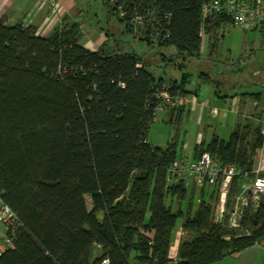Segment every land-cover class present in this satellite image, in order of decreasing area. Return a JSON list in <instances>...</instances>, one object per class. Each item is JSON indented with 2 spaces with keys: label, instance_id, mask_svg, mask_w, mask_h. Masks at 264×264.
Masks as SVG:
<instances>
[{
  "label": "trees",
  "instance_id": "obj_1",
  "mask_svg": "<svg viewBox=\"0 0 264 264\" xmlns=\"http://www.w3.org/2000/svg\"><path fill=\"white\" fill-rule=\"evenodd\" d=\"M101 1L134 37L173 45L182 57H199L201 34L231 22L204 17L209 0ZM81 39L79 23L65 16L42 36L0 15V198L20 222L0 264H167L178 227L176 264L215 263L262 240L264 200L254 217L253 203L244 206L237 229L228 215L216 222L219 183L169 180L181 154L146 141L156 93L186 96L181 83L155 79L134 51H93ZM262 124L240 121L227 139L194 146L192 158L207 151L250 173L264 150ZM242 180L229 178L227 210Z\"/></svg>",
  "mask_w": 264,
  "mask_h": 264
},
{
  "label": "crops",
  "instance_id": "obj_2",
  "mask_svg": "<svg viewBox=\"0 0 264 264\" xmlns=\"http://www.w3.org/2000/svg\"><path fill=\"white\" fill-rule=\"evenodd\" d=\"M59 2L62 8L61 13L58 16L49 17V9L45 0H0V15L5 17L8 24L19 21L24 24H32L37 27L39 35L45 36L59 23L62 16L79 23L75 16L80 17V14L78 15L79 9L81 6L83 8V5H78L75 0H59ZM79 25L82 32L81 43L84 47L93 51L102 48L105 51L115 53V47L106 45L108 36L104 32H92L93 28L84 31L83 23H79ZM229 25L232 26L231 22L221 24L210 35L202 33L200 54L205 53V56H209L210 53H215L217 44L211 41H215L219 33L224 28L230 27ZM251 29L256 31V35L252 36L249 44L242 47L240 51L232 49L234 55L232 57L229 55L230 58L225 59L226 62L224 61L223 66L205 70L206 73L199 71L197 83L194 86L186 84L182 79H173L179 81L183 89L188 92L186 97L191 100L188 101L190 103L188 104V111L196 112V120L200 124L201 130L204 129L202 126L204 119H206L205 124L209 126L207 119L210 120L213 116L217 122L219 114L220 122L218 124L222 127L232 116L236 120L234 125L246 119L254 123L262 124L264 122V22ZM249 30L245 29V31ZM256 40L257 42H255ZM242 52L247 53L242 55ZM227 53L229 50L226 51ZM241 59L244 63L239 65ZM212 60L218 62V65L222 62L218 55L213 56ZM238 66L239 68H237ZM185 105L179 111H184ZM175 111L168 108L159 112H165L168 120L171 121ZM213 136L222 138L216 133H208L207 138H204V133L198 131L194 146L200 142L209 141ZM259 160L260 164L264 166V155L254 160V166ZM180 231L181 228L178 227L172 237L167 264H176L178 260V247L183 239ZM210 264H264V238L250 247L229 254Z\"/></svg>",
  "mask_w": 264,
  "mask_h": 264
},
{
  "label": "rangeland",
  "instance_id": "obj_3",
  "mask_svg": "<svg viewBox=\"0 0 264 264\" xmlns=\"http://www.w3.org/2000/svg\"><path fill=\"white\" fill-rule=\"evenodd\" d=\"M80 7V17L75 16L76 21L83 23L84 31L92 32L102 31L107 33V46L118 47L117 51H134L145 62V68L155 78L163 79H182L186 84L194 86L197 83L199 71L205 72L208 69H216L223 66L225 59H229L234 55L233 50H241L242 47L249 44L253 35H256V31L250 29L245 31L240 27L232 26L224 28L219 33L217 39L211 42L217 44L215 53H210L209 56L200 54L199 57L194 56H178L177 50L173 45H148L142 40L134 37V35L124 29V23L118 21L116 15L109 13L107 7L101 0H75ZM83 9H85L83 11ZM259 32V31H257ZM257 39V38H255ZM208 41V38H206ZM257 42V40L255 41ZM125 49V50H123ZM233 49V50H232ZM229 53L226 54V51ZM247 52H242V55ZM218 55L222 62L219 63L212 60L213 56ZM230 55V56H229ZM255 55V54H252ZM184 62L183 67H178ZM244 61H239V65ZM239 68V66L237 67ZM206 73V72H205ZM180 77V78H179ZM223 79V78H222ZM226 81V80H223ZM188 104L186 103L180 106H184V111H175V115L171 121L165 112H159L155 114L154 120L149 124L146 141L154 146L167 147L174 145L178 153L192 157L194 153V145L196 143V133L202 131L204 138H207L208 133H216L220 137L227 139L231 130L235 126L234 117L228 118L225 124L220 126V114L217 116V122L215 117L207 119L209 126H207L206 119L202 122L204 129L201 130V126L197 123L196 112L188 111ZM171 109V108H170ZM264 116V115H263ZM264 150H260L256 159H258ZM229 201V198H228ZM231 201V200H230ZM233 203V200L231 201ZM86 203L90 206V199L86 196ZM229 205V204H228ZM225 208V213L229 212ZM237 229V228H233ZM3 231V226L0 225V234Z\"/></svg>",
  "mask_w": 264,
  "mask_h": 264
},
{
  "label": "built area",
  "instance_id": "obj_4",
  "mask_svg": "<svg viewBox=\"0 0 264 264\" xmlns=\"http://www.w3.org/2000/svg\"><path fill=\"white\" fill-rule=\"evenodd\" d=\"M45 1L49 9V17L58 16L61 13L62 8L59 0ZM214 14H224L230 18L234 26L251 29L264 22V0H209L202 5L204 17ZM132 23L135 34L143 37V34L138 30L143 23L142 17L134 16ZM156 97L159 100L156 112L175 108L191 101L185 95L171 96L166 89L158 91ZM262 130L264 132V122ZM262 155L264 154L262 153ZM260 160L249 173L241 171L234 164H220L207 151L195 158L181 154L176 156L168 167V179L171 181L181 179L185 183L191 181L197 187H213L219 183L214 219L216 222H221L224 215H228V226L238 228L244 206L249 201L258 205L261 200H264V166L260 164ZM237 174H240L243 180L232 199L230 211L225 213L229 194V178ZM19 224L15 213L0 198V225L3 226V231L0 234V255L7 247L12 246L11 234ZM100 264H107V259H103Z\"/></svg>",
  "mask_w": 264,
  "mask_h": 264
},
{
  "label": "water",
  "instance_id": "obj_5",
  "mask_svg": "<svg viewBox=\"0 0 264 264\" xmlns=\"http://www.w3.org/2000/svg\"><path fill=\"white\" fill-rule=\"evenodd\" d=\"M258 208V205L257 204H253L252 206V211H251V215L254 217L255 216V213H256V210Z\"/></svg>",
  "mask_w": 264,
  "mask_h": 264
}]
</instances>
